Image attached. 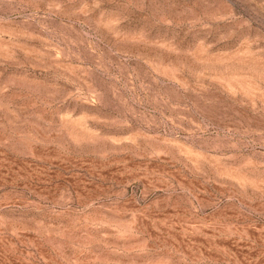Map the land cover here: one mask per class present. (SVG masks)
I'll return each instance as SVG.
<instances>
[{
  "label": "rangeland",
  "instance_id": "1",
  "mask_svg": "<svg viewBox=\"0 0 264 264\" xmlns=\"http://www.w3.org/2000/svg\"><path fill=\"white\" fill-rule=\"evenodd\" d=\"M0 264H264V0H0Z\"/></svg>",
  "mask_w": 264,
  "mask_h": 264
}]
</instances>
